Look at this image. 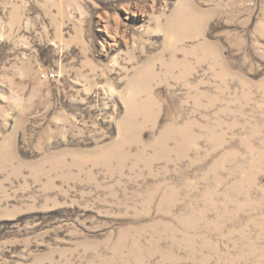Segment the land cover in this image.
I'll return each mask as SVG.
<instances>
[{"label": "rangeland", "instance_id": "374dc122", "mask_svg": "<svg viewBox=\"0 0 264 264\" xmlns=\"http://www.w3.org/2000/svg\"><path fill=\"white\" fill-rule=\"evenodd\" d=\"M0 264H264V0H0Z\"/></svg>", "mask_w": 264, "mask_h": 264}]
</instances>
